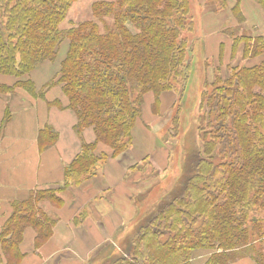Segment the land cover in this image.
<instances>
[{"label": "trees", "instance_id": "obj_1", "mask_svg": "<svg viewBox=\"0 0 264 264\" xmlns=\"http://www.w3.org/2000/svg\"><path fill=\"white\" fill-rule=\"evenodd\" d=\"M73 1L0 0V75L14 78L10 84L0 82V95L23 89L44 99L47 90L59 86L67 104L57 98L49 105L75 113L82 142L81 152L65 168L64 186L36 189L11 202L0 230V264L21 262L27 228L36 232L35 250L51 238L57 218L42 208L44 201L62 205L58 192L84 184L95 175L98 162L132 145L147 93L159 97L184 91L190 77L183 34L191 25L189 0L99 1L93 4L94 19L61 28ZM255 1L264 9V0ZM221 2L226 6L227 0ZM239 5L237 0L232 11L243 21ZM233 36V50L243 43V57L259 61L233 66L227 78L210 83L214 90L203 117L210 125L206 153L200 154L197 168L190 164L185 194L157 205L134 228V241L102 264H199V252L206 253L203 264H230L264 237V222L257 215L264 212V39ZM64 43L67 50L58 69L39 88L31 73L44 63H56ZM11 116L7 106L3 126ZM84 128L93 129L92 142L84 141ZM55 136L51 126L40 131L43 142ZM101 144L110 152L100 151ZM181 144L182 151L179 146L171 151L181 154L183 172L191 154ZM217 145L219 155L214 154ZM253 258L264 264L261 253Z\"/></svg>", "mask_w": 264, "mask_h": 264}, {"label": "rangeland", "instance_id": "obj_2", "mask_svg": "<svg viewBox=\"0 0 264 264\" xmlns=\"http://www.w3.org/2000/svg\"><path fill=\"white\" fill-rule=\"evenodd\" d=\"M99 1L118 3V0H75L60 27L69 28L73 23L94 19L93 4ZM221 1L189 0V22L191 25L183 34L190 51L187 61H191L192 65L185 90L177 89L159 97L153 92L144 96L142 116L137 123L132 145L120 155L112 157V159L109 158L105 160L106 162L101 161L104 166L97 163V168L100 167V173H102L101 177L98 176L100 182L98 186L92 184L87 188L89 191L83 193L82 201L89 199L93 190H97L99 193L86 206L87 208L91 207L84 208L78 214L74 220L76 230L74 229V232L69 230L71 233L67 234V241L58 243V245L52 244L53 249L57 247L55 255L40 264H102L106 260L111 261L121 254L125 245L134 241L136 237L134 228L138 227V223L145 221L157 205L162 203H165L162 204L163 206L168 205L185 194L187 186L189 187V177L187 176L192 172L191 167L189 169L190 164H192V168L196 164L197 168L200 154L206 153L204 151L205 139L207 140L206 133L209 132L210 125L204 123L203 117L209 110L207 97L214 90L210 83L216 78H227L233 66L252 65L259 61V59L243 57V43L236 44V50L232 49L230 62L224 55L226 54L225 43H233V35L239 37L246 35L254 39L259 35L262 36L264 24L262 20H257L255 17L249 21L241 7L244 20L240 21V16L232 11L237 0H227L226 6H222ZM239 1V6H241V0ZM111 21L110 18H107L106 23H111ZM100 26L103 30L101 23ZM220 41L225 42L223 43L222 56L219 59H217L218 57L209 58L206 53L207 49L209 52H214ZM207 44L212 47L208 46L209 48L205 49ZM66 50L67 43H64L59 52L58 61L51 64L59 66ZM205 58H208L206 63L203 61ZM205 69L206 75L204 74ZM47 70H51V67H48ZM8 81L13 82L14 78L9 76ZM38 87L40 88V84ZM86 129L88 128L83 129V134ZM75 133L78 135L76 129ZM79 139H81L80 136ZM84 141L87 142L85 138ZM182 142L189 147L187 152L189 153L190 150L191 155L185 170L180 172V167L182 169V159L179 158L181 154H176L177 151L172 152L171 149H176L182 145ZM179 147L182 151L183 147ZM220 149L219 146L214 154L219 155ZM191 157L194 159L192 160ZM112 160L115 161L111 163ZM119 173L122 178L119 180V186L115 188L112 182H115L113 180ZM110 181L112 182L110 183ZM204 181L205 179H201L199 182L201 186ZM213 181L217 189L216 179ZM63 184L62 186H64ZM117 190H119V194ZM68 193L69 191L66 194ZM177 196L179 197L176 198ZM107 198L113 199L115 203L113 208L109 207ZM73 203L75 210L78 204L77 201ZM73 203L70 204L71 208ZM93 211L95 215L98 212L101 218L105 216L104 223H101V220L97 222L98 224L96 223ZM253 215L256 214L252 212ZM257 215L264 222V212H259ZM5 220V215L1 214L2 224ZM247 250V252L240 251L238 257L234 258L235 260L233 259L234 261L230 264L243 258L254 260L253 257L259 253L263 255L261 259L264 261V237L255 240ZM197 255L196 262L203 264L207 258L206 253L199 252Z\"/></svg>", "mask_w": 264, "mask_h": 264}, {"label": "crops", "instance_id": "obj_3", "mask_svg": "<svg viewBox=\"0 0 264 264\" xmlns=\"http://www.w3.org/2000/svg\"><path fill=\"white\" fill-rule=\"evenodd\" d=\"M240 7L249 21L252 17H255L257 20H262L264 24V9L255 0H241ZM263 36L264 31L262 32ZM223 43L225 42L220 41L214 52H209L207 48L212 47V45L207 44L205 49H207L206 53L208 57H218L217 59H219L223 53ZM232 49L233 43L229 44L226 42V54L224 55L228 57L229 62ZM48 67H51V70L48 71ZM58 67L57 65L45 63L40 65L37 70L35 69L31 77L37 85H44L52 78ZM8 78V76L0 75V82L12 83L8 81ZM57 98L67 104V99L59 86L47 90L44 99L42 97H34L23 89H17L13 95H0V215L4 214L6 220L12 211V201L25 199L36 189L61 186L65 181V167L70 165L81 152L82 142L79 139V135L75 133L77 117L71 109H59L49 105L50 101ZM7 106L10 108L12 116L3 126L2 121ZM47 125L53 128L56 136L51 141L43 142L40 139V131ZM84 138L87 142L94 140L92 128L85 130ZM99 146L100 151L109 153V147L104 144ZM115 160H112L111 163ZM100 163L99 165L104 166L102 162ZM100 170V167L97 168L95 175L84 184L72 186L67 191H63L60 194L64 200L62 205H57L50 201L42 203V208L48 214L57 218V223L53 229V236L48 242L35 250L34 239L36 232L33 228H27L22 244V250L26 255L19 264H40L55 255L57 247L53 249L52 244L58 245V243L67 241V234L71 233L69 230L73 232L76 230L74 220L84 208L88 209L91 207L87 208L86 206L99 193L97 190L92 189L93 191L89 199H86L84 202L82 201L83 193L89 191L88 187L92 186V184L98 186L100 182L98 178L102 176ZM121 178L119 173L116 175V179L113 180L115 182L110 181V183L112 182L116 188L119 186ZM119 190H117L118 194ZM68 191L69 193L66 194ZM74 201H77L78 204L75 210L73 209ZM107 201L109 207L113 208L115 205L113 199L107 198ZM71 203H73L72 208L70 206ZM92 214L94 215V219H96V223L100 220L101 223H104L105 216L101 218L100 214L96 212L95 215L94 211ZM1 224L2 222L0 221V226ZM232 264L257 263L252 258H243Z\"/></svg>", "mask_w": 264, "mask_h": 264}]
</instances>
